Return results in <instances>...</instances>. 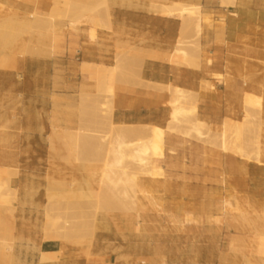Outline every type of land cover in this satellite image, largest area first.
I'll use <instances>...</instances> for the list:
<instances>
[{
	"label": "rangeland",
	"instance_id": "obj_1",
	"mask_svg": "<svg viewBox=\"0 0 264 264\" xmlns=\"http://www.w3.org/2000/svg\"><path fill=\"white\" fill-rule=\"evenodd\" d=\"M6 1L0 0V55H7L11 64H14L18 58L26 56L61 57L65 54L67 45H69V54L72 57L76 56L77 50L82 49L81 36L88 35L87 31L90 26L84 22L81 23L84 24L83 26L79 24L80 28L77 26L75 30L69 25L73 21L69 13L65 12L63 15V11L62 15L60 13H57V16L53 15L52 8L57 0H51L52 7L49 12L51 14L40 12L39 16H35L34 19L30 15L36 11L21 15L14 13L15 15L10 16V9L4 5ZM65 1L59 0L62 5ZM73 1L78 3L81 1V4L92 2L90 7L91 4L97 5L96 13L102 20L103 27L98 28L94 42L98 40V33L102 30H108L117 35L113 27L114 3L106 0L107 5L103 0L105 6L102 0ZM130 1L147 4L148 10L152 13L179 19L181 27H183V20L179 18L180 11L173 13L175 17H169L165 8L168 3L175 2V5H178L177 9L181 7L199 9L202 32L198 34L193 28L185 31L181 28L177 39L180 40L181 47L189 52V59L185 65L196 67L201 58L212 59L201 45L204 27L215 29L218 33L219 44L226 45L224 39L227 30V13H221L219 16L207 14L210 9L217 10L216 6L203 10L198 0ZM254 1L256 3L245 6L248 8L246 16L250 21L244 24L249 32L247 36L240 39L239 45L264 53V0ZM62 5L61 10H66V7ZM222 5L227 6L223 3ZM107 9L109 14H107ZM238 11L239 7L234 10L235 13ZM69 16L72 19H69ZM238 16L240 17L239 13ZM238 16L235 17L237 20L235 26L241 31L244 27L238 22ZM216 17L218 21H215ZM35 20H39L44 25V30L39 31L40 34L28 27V23ZM127 39L131 38L127 37ZM139 42L143 43L144 40L141 39ZM136 47L134 44L128 50H136ZM132 54L121 52V56H118L117 53L114 66L118 65L120 68L118 74L120 81L140 80L143 61L132 57ZM236 59L247 62L261 59L262 69H246L243 72L240 70L238 76L241 84L236 87L235 104L234 106L227 105L222 115L208 120L205 114L197 113L195 118L208 125L204 131L205 136L203 137L205 138L194 137L195 134L184 135L182 132L189 128L186 125L181 132H167L165 159L153 162L152 168L150 167L152 176L147 173L145 176V172L142 173L132 167L129 159L126 158L123 167L128 166L125 169L127 173L124 174L121 168L116 177L114 173V179L116 178L114 182H118V177L123 175L120 180L123 183L118 185V191L121 194L126 191L125 199L122 198L123 194L121 195L122 205L119 204L118 195L116 199L114 198V201L118 202L113 201V194L112 197L108 194L112 201H105L110 199L107 195L112 191L109 190L110 186L114 191L116 189L106 178L105 172L109 169L106 167L107 163H113L115 157L105 158L101 151L104 152V149L100 148L102 145L100 140L87 137L88 142L86 137L85 141L82 139L86 135L107 136L110 142L117 144L119 139L117 131L124 126L114 124L112 116L110 119L106 116V112H102L101 103L106 100L99 98L97 91L95 94L88 93L89 97L88 94L82 95L81 90L80 94L74 96V100L69 102L70 108L64 109L75 117L74 129L76 131L65 130L64 133H54V135L45 132L40 139L37 138V140H42V145L37 149L8 148V141L11 138L6 127L0 126V184L11 182L13 188H19L14 198L17 192L15 189V193H9L3 191L0 186L2 189L0 190V245L12 242V238H18L16 234L19 224L25 222L24 215L26 216V213L20 212V207H26L23 197L28 189L34 195V206L32 205L28 210L30 218L32 216L33 218L28 222L41 229L42 240H60L65 246L85 250V262L78 260L71 264H105L104 259L98 260L95 255L103 251L101 246H97L100 240H118V244L122 246L121 253L125 264H264V165L260 166L256 162L242 160L233 153H225L221 150L220 141H218L220 140L218 135L222 131L223 124L228 122L227 119H230L231 124L233 121L232 125L243 126L244 124L246 132L242 131L244 136L242 135L243 138L239 143L245 144L244 148L246 145L249 146L245 149L251 153L258 151L259 149L256 148L260 147V158L264 163V56L260 58L246 55L236 57ZM175 61L181 64L178 59H174L173 62L176 63ZM208 63L211 65L212 61ZM87 65L89 63L84 62L81 67L83 72L89 73L90 67ZM39 71L42 70L29 69L27 75L23 69L16 70L14 76L5 80V84L12 87L15 94H32L28 99H25L27 96H21L19 99L21 100L19 108L20 106L23 108V116H25L22 119L23 124L34 120V111L37 109V113L42 111V123L45 125L46 116L53 109L51 103L56 104L57 102L53 87L45 78L38 85H35L34 81L31 85L29 84V76H32L33 80L34 74ZM50 71L52 70L48 69L46 72L49 74ZM92 76L97 82V76ZM227 80L223 81L224 85L221 89H229ZM218 81L221 82L222 78ZM202 90L214 93L204 84ZM185 91L194 95L193 97L197 96L193 92ZM60 103L67 104L62 101ZM0 110H3L2 105H0ZM53 129L58 128L53 127ZM68 134L79 136L77 137V142H79L77 143L79 145H76L77 149L74 145L75 149L73 147L70 150L66 138ZM22 135L34 136L33 133H22ZM48 135L53 136L47 138ZM133 139L127 141H134ZM47 140H50V143H47ZM98 144H101L99 148ZM89 145L97 146L96 150H93L95 149L93 146H91L93 149H89ZM21 156L26 160L18 162ZM34 158H37V161ZM28 159L31 161L28 162ZM25 161L31 164L30 170L26 172L32 174L37 171L42 175L20 173V167ZM116 171L118 173V170ZM10 175L13 176L10 177ZM7 186L11 188L10 185ZM118 191L114 192V195L115 193L120 194ZM133 195H137L142 201L141 207H137L136 211L131 210V208L134 209L132 205L128 206L131 200L127 198ZM120 205L128 207H120ZM4 226L6 231H3ZM0 250V253L3 252L1 248ZM2 254H0V264H15L4 258L9 263L6 262ZM56 256H44L41 263L54 261Z\"/></svg>",
	"mask_w": 264,
	"mask_h": 264
},
{
	"label": "crops",
	"instance_id": "obj_2",
	"mask_svg": "<svg viewBox=\"0 0 264 264\" xmlns=\"http://www.w3.org/2000/svg\"><path fill=\"white\" fill-rule=\"evenodd\" d=\"M110 1L115 4L113 27L114 33L118 36L108 30H102L98 33L97 42H92L87 35H82L80 58L72 57L69 54V45L65 47V54L56 58L26 56L18 58L14 64H11L10 59L6 57L7 55H0V105L3 106V110H0V126L6 127L5 129L11 138L8 141V148L37 149L42 145V140H37V138L40 139L45 132L54 135V133H64L65 130L76 131L74 129L75 117L64 109L70 108L69 102L74 100V96L80 94L81 89L91 94L96 93V79L90 73L82 71L81 65L84 62L112 67L116 64L117 53L118 56H121V52H131L133 53L132 57L142 59L140 80L119 81L115 85L112 122L124 126H158L163 128L167 126L170 120L171 107L169 106L172 101V93L167 89L170 86L182 88L196 95L199 94L197 95L198 113L205 114L207 119L211 120L222 115L227 105L234 106L236 87L241 84L238 76L239 70L242 69L243 72L246 69H262L261 59L253 62L236 59V57L246 55L260 58L264 56L261 51L246 49L239 45L240 39L247 36L249 32L245 28L246 24H244L246 21H250L246 16L248 8L245 6L256 3L254 0H236V6L229 7L223 6L221 0H198L203 10L213 8L212 6L218 8L217 10H208L207 14L209 15L219 16L221 13H227V30L224 39L225 45L219 44L218 33L215 29L204 27L201 45L212 59L201 58L196 67L171 61L176 41L180 35L181 21L179 19L152 13L145 3L129 2V0ZM4 5L10 9V16L34 11L49 13L52 7L51 0H7ZM237 7H239L240 17L238 13L234 12ZM236 15L239 19L238 22L242 23L244 27L241 31L237 30L238 28L235 26ZM215 21H218L217 17ZM127 37L131 39H127ZM141 39L144 40L143 43L139 42ZM134 44L137 46L136 50H128ZM135 52L139 54L135 55ZM157 56H160L159 59ZM209 61H212L211 65H209ZM34 68L42 71L35 73L33 80L32 76H29V84L31 85L34 81V84L38 85L45 78L52 85L54 95L57 97L56 104L51 103L53 109L46 116L45 125L42 123V111L37 113V106L34 111V120H29L30 123H22L25 116H23V108L21 106L19 108L21 101L19 99L21 96H27L25 99H28L32 94L17 95L13 92L12 87L5 84V80L14 76L16 70L23 69L28 75V70ZM48 69L52 70L49 74L46 72ZM225 75L232 76L225 77ZM229 77L230 79L227 80L229 89H221L224 85L223 81ZM220 78H222L221 82L218 81ZM206 81L215 84L216 91L214 93H207L202 90L203 83ZM61 101L67 102V104H61ZM16 106L17 108L13 109ZM53 127L58 129L54 130ZM22 133H33L34 136L26 137ZM14 134L18 135L15 136ZM53 135H48L47 138ZM47 143H50V140H47ZM24 160L26 158H22V156L18 158V162ZM34 160L37 161V158ZM13 161L15 162V159ZM29 161L31 160L28 159ZM28 162L25 161L20 167V173H26V175L41 174L37 171L32 174L26 172V170H30L31 164ZM26 179L30 178L26 177ZM31 207L32 205H27L25 208L20 207V212L26 213V216L24 215L25 222L19 224L16 234L21 238L19 244L24 242L22 244L24 245L21 254L22 260L32 261L33 264H71L78 260L85 262V250L65 246L60 240H42L41 229L28 222L29 219L33 218V216L30 218L28 211ZM3 231H5V226ZM97 246L103 248L101 253L95 254L98 260L104 259L105 264H125L121 253L122 246L118 244V240H100ZM53 255H57L54 261L41 263L43 256L52 257Z\"/></svg>",
	"mask_w": 264,
	"mask_h": 264
},
{
	"label": "bare ground",
	"instance_id": "obj_3",
	"mask_svg": "<svg viewBox=\"0 0 264 264\" xmlns=\"http://www.w3.org/2000/svg\"><path fill=\"white\" fill-rule=\"evenodd\" d=\"M235 1L236 0H223L222 3L226 4L229 7V6H234L235 5ZM102 2H103V0H102ZM105 2H106V4L108 3L106 0H105ZM105 2H103L102 4H105ZM88 3H86V4H88V6H87L86 4H81V1L78 3V2H75L73 0H66L65 4L62 5V3H60L59 0H57L55 2V4H54V7L52 8V12L51 13L53 15L55 14L56 16H57V13H60L62 15L63 11H64L63 15H64L65 12L69 13V15H71L73 17V21L69 25H71V27L74 28V29L77 26H79V24H81V23L85 22L86 24H88L90 27H89V29L87 31L88 32L87 36L89 37L90 41L94 42L96 40V38H97V30H98V28H102L103 27V22H102L101 19H99L98 15H97L98 13H96L97 9H98L97 5H92L91 4V7H90V3H92V2H88ZM106 4H105V6H106ZM61 5L63 7L65 6L66 10H61ZM92 6H95V7H92ZM6 8H8V7H6ZM6 8H4V9H6ZM165 8L168 11L167 13H168L169 17H175V14H173V13L175 11H177V10L180 11V14H179L180 17L179 18H181L183 20L182 21L183 22V27H181L183 31H185L186 29H189V28H193V30H195L198 34H200L202 32V24H201V20H200V17H199V9L198 8L181 7L180 9H177L178 5H175V2L168 3V5ZM62 9H65V8H62ZM106 11H108L107 14H109V10L107 9ZM51 13H49V14H51ZM39 14H40V12L36 11L34 14H31L30 17L32 19H34L35 16H39ZM60 14H58V15H60ZM60 16H58V17H60ZM71 16H69V19H72ZM69 23H70V21H69ZM28 27H30L32 29H35L38 32L39 31L41 32L42 29L44 30V25H42L39 20H35V21H32V22H29L28 23ZM79 28H80V26H79ZM104 28H107V27H104ZM109 30H111V28ZM40 32H39V34H40ZM41 44H43V43H41ZM180 44H181L180 40H177L176 41V45H175V49H174V51L172 53V56H171V58H172L171 61L173 62L174 59H178L181 64L185 65L188 62V59H189V52L187 50L183 49ZM18 45L20 46V44H18ZM35 49H37V48H35ZM38 50H39V48H38ZM161 54H162V52H161ZM157 57L159 59L160 56H157ZM168 59L170 60V58H168ZM87 66L90 67V72L89 73L91 75H96L97 78H98L97 82H96V91L98 92V97L99 98H104L106 100L105 102L103 101L104 103H101V110H102V112H106V116L111 119V116L113 115V98H114V94H115V85H116L117 82L120 81L119 78H118V74L120 72V68L118 67V65H116L114 67H106V66H103L101 64H99V65L89 64ZM225 74H228V73H225ZM226 76H232V75H225V77ZM227 79L229 80L230 77L227 78ZM203 84L207 88H210L211 89L210 91H214V92L216 91V86H215V84L213 82H207L206 81ZM140 87H142V86H140ZM151 87H152V85H151ZM160 87L161 86H159V88ZM146 88H148V87H146ZM157 88H158V86H157ZM162 89H160V91H162ZM167 89L172 93V95H171L172 96V98H171L172 101L170 102V106H169V107H171L170 120H169V122H168L166 127L162 128V127H158V126H138V127L137 126H122L117 131L118 138H119L117 144L113 143L112 141L110 142L109 139L107 138V136L99 137V135H98L97 137H94L96 135H94V136L93 135H91V136L90 135H88V136L86 135V136L82 137L83 140H84L85 137L86 138L89 137V138L95 139V140L98 139L97 141L100 140V143L102 145L98 144L99 145L98 148L101 145L100 148L104 149V152H103V150H101V151L105 155V158L106 159H111V157H113V156L115 157V160H114L113 163H111V162L107 163L106 167H108L109 169L107 168L108 170H105V172H106V178L108 180H110L111 184H113L117 190L115 189V191H114V189H112L111 186H110L109 190L111 189L112 191H110L111 193H107V195L110 194L111 197H112V194H113V196H114L113 197V201H114V198L116 199V196L118 195L117 199L119 200V204H121V205H122V200H123V199H121V195L122 194L124 195V193H126V191L125 192L121 191L122 192V194H121L118 191V187L123 183V182L122 183L120 182V180L122 179L121 177H123V175L121 177H118L119 178L118 182L117 181L114 182L116 180V178L114 179V173H116L115 174V177H116V175L119 174V171H120L119 168L124 170L123 171L124 174L127 173L125 171V169H127L128 166L126 168L123 167L124 162L126 161L125 160L126 158L129 159L130 164H131L132 167L138 169L142 173L145 172V176H147V175L152 176L151 175L152 172H150V171H152V169H151L152 166L151 165L153 164V162L155 160H164L165 159L164 150H165V146H166V134H167V132H169V133L181 132V129L183 127H185V125H186L187 128H188V126H189V128L186 131L182 132L184 135L191 136V135L195 134L194 137H196V136L197 137L205 136L204 131H205V129L208 126L207 123L195 118L197 113H198V107H199L197 99H196L197 96L193 97L194 95L192 96L191 93H188L184 89L178 88V87H171L170 86ZM81 90H82V95H87L88 94V92H86L85 90H83V89H81ZM197 95H199V94H197ZM88 96H89V94H88ZM227 120H228V122H225L223 124V127L221 128L222 131L218 135L219 138H220V140L218 139V141H220L221 150H223L225 153H233V154L239 156L242 160H248L250 162L253 161V162H256L260 166L264 165V163L262 162V158H260V155H261L260 151H259L260 147L257 146L258 148H256V149H259V150L258 151L256 150L255 152L251 153V152H248L245 149L246 147L248 148L249 146L246 145V147L244 148L243 145H245V144H242V145L240 144L241 143L240 139L243 138V136H244L243 133H242V131H245L244 124H243V126L241 124H240L241 126L232 125L233 121H232V124H231L230 123V119H227ZM236 123H238V122H236ZM254 128L256 129V127H254ZM231 133H232V135H230ZM76 135L77 134H75L74 136L68 134V136L66 137L67 138V145L69 146L70 150H72L74 145H75V147L77 149L76 145H79V144H77V143H79V142H77V140H78L77 137H79V136L76 137ZM79 135H80V133H79ZM82 135H84V134H82ZM131 138H134L133 139L134 141H130V140L127 141L128 139H131ZM203 138H205V137H203ZM252 138H254V137H252ZM199 139H201V138H199ZM88 142H89V139H88ZM250 142L252 143V141H250ZM214 143H215V141H214ZM257 143H259V142H257ZM95 144H96V141H95ZM253 145H254V143H253ZM91 146L94 147V145H91ZM91 146L89 147V149H93ZM75 147H74V149H75ZM96 147L97 146H95L94 147L95 149H93V150H96ZM99 152H100V150H99ZM106 159H104V161ZM116 170H118V173H117ZM107 171H109L110 174ZM121 172H122V170H121ZM123 173H121V174H123ZM146 173H147V175H146ZM112 174H113V176H112ZM16 175H18V174H16ZM12 176L10 175V177H12ZM111 177H113V178H111ZM102 179H104V178H102ZM108 182H106V183H108ZM8 183L9 182H6V183H4V185L0 184V186L3 188V191H7L9 193H15L14 191L15 190L17 191V189H19L18 187H17V189L15 187L13 188L12 185H11V182H10V184H8ZM6 184L10 185L11 188L9 186H7ZM114 186H113V188H114ZM1 187H0V190H2ZM116 191H118V193H120V194H116L115 193V195H114V192H116ZM17 193H18V191L14 194L15 195L14 198H16ZM110 195H108L109 198H110ZM123 195H122V198H124L126 194L124 196ZM127 195L130 196V194H128V193H127ZM33 197H34V195H32V193L27 189L25 194H24V197H23L24 205H26V206L27 205H29V206L33 205ZM108 197H106V198H108ZM127 199L131 200V204H129L128 206L130 207L132 205V207H134V209L131 208V210L136 211L137 207H141V202L142 201L140 200V198L137 195H133V196H131V198H127ZM102 200L104 201V199H102ZM107 200L112 201L111 198L110 199H106L105 201H107ZM114 202H118V201H114ZM127 202H130V201L127 200ZM109 203H111V202H109ZM109 203H107V205H109ZM103 205L104 204H102V206ZM121 205H120V207H125V208L128 207L127 205L126 206H121ZM123 205H124V203H123ZM113 207H115V206H113ZM125 208H123V209H125ZM126 210H128V208ZM91 211H92V209H91ZM114 211H116V210H114ZM138 216H139V213H138ZM13 218H14V216H13ZM56 223H58V222H56ZM11 240H13V241L10 242V243H3L2 245H0L1 246L0 248L3 251V252H1V253H3L2 254L3 259L5 258L10 263H15V264H32V261H23L22 258H21V254H22L23 249H24V245H22L24 242H22V244H19L21 238L20 237L12 238ZM25 259H26V257H25ZM8 261H6V262H8Z\"/></svg>",
	"mask_w": 264,
	"mask_h": 264
},
{
	"label": "built area",
	"instance_id": "obj_4",
	"mask_svg": "<svg viewBox=\"0 0 264 264\" xmlns=\"http://www.w3.org/2000/svg\"><path fill=\"white\" fill-rule=\"evenodd\" d=\"M81 53H82V50H81V49H80V50H77V52H76V57H77V58H80Z\"/></svg>",
	"mask_w": 264,
	"mask_h": 264
}]
</instances>
